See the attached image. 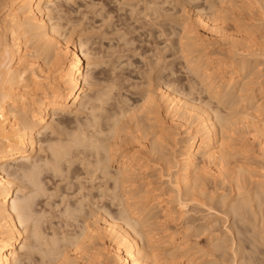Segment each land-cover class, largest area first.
Wrapping results in <instances>:
<instances>
[{"label": "bare ground", "instance_id": "bare-ground-1", "mask_svg": "<svg viewBox=\"0 0 264 264\" xmlns=\"http://www.w3.org/2000/svg\"><path fill=\"white\" fill-rule=\"evenodd\" d=\"M180 1L186 2H178ZM170 2L133 0L116 8L122 12L121 18L130 23L126 34L117 37L119 42V39L123 40L125 47H128L137 40L129 37L130 30L139 31V38L143 37L146 43L157 44L165 51L176 46L171 37L174 35V38L177 33L180 36L175 39L179 38V41H175L179 42L177 49L181 54L176 52L178 50L175 47L174 55L180 54L179 59L185 61L183 66L192 76L189 78L191 80L182 84L178 77L176 79L174 65L167 64V61L163 68L161 66L158 69L160 72H150L155 73L153 76L149 74L152 77L147 72H142L149 77L145 76L147 80L144 76L141 77L143 81H147L142 83L147 90L143 92L144 97L139 107L150 118L163 114L165 116H161L167 117V120L187 123L194 119L198 123L192 133L186 127V136H182L176 143L178 149L173 151V156L178 160L179 168L172 180L175 195L168 198L169 196L159 192L149 191L150 188L146 185L144 188L139 187L145 178L148 180L158 174L170 177V150L167 146L170 137L162 129L157 131L156 127L154 130L149 128L153 124L160 125L161 122L158 120L159 123H155L156 119L153 118L154 123H150V126L148 124L149 127L145 130L142 125L143 128L140 127L139 130L140 121L137 120L138 122L134 121L138 127L136 129L135 125L132 126L135 119L132 108L137 110V106H124L128 98L120 91L121 85L115 82L116 76L114 79L107 77V80L111 78L109 82L102 89L95 90L92 86L98 84V81L91 83L90 75L83 70L84 60L86 57L89 59L91 54L94 55L96 48L89 47L90 55L85 49L86 54L84 47L89 45L90 38L87 37V41L84 37L72 39V33L76 30L73 27L77 24H73L71 15L84 4L87 5L88 1L0 0V14L4 11L0 15V264H26L25 261L31 260L34 253H39L42 257L40 260H47L49 264H80L78 260H83L82 263L85 264L88 260H84V255H88L84 254L83 249L85 246L92 248L88 244L89 241L90 244L94 243V239L109 240L113 244V253L109 257L113 258L114 264H172L174 260L181 261L180 257L185 259L183 264H264V0H206L210 10L218 7V12L224 13V16L229 10L238 14L234 13L239 23L235 28L238 31L235 36L231 33L227 37L228 30L226 33L222 31L224 34L221 32L223 18L222 25L218 22L220 17L216 19L217 22L209 19L214 22L210 28L216 31L217 34L213 33L217 36L219 34L221 43L224 35L231 40L229 43L232 45L228 43V46L233 47L234 50H230V53L234 52L231 56L234 58V54L235 58L232 61L230 57V63L216 60L210 53L204 54L205 49L200 43L201 36L197 34V29L200 25L207 26V23L202 20V15L197 20L191 18L184 5L182 8L178 5L181 10L174 7L179 10V16H176V12L172 15L176 22L174 24L178 26L175 28V25H170L174 27L172 31L167 29L166 24L161 26L164 20L161 24L156 23L161 16L170 17L172 8L165 7ZM211 15L214 19L217 16ZM107 16H110L109 13ZM248 19L250 24L241 23ZM107 20L109 18L104 21ZM147 23H151L153 28H148L151 25L144 27ZM114 31L118 32L116 28ZM258 38L260 42H256ZM119 42L117 43L122 44ZM160 43L164 44L163 49ZM199 46L202 48H197ZM121 47L123 45L119 50L124 48ZM134 48L130 47V51H137ZM196 51L201 53L197 55ZM203 55L206 60L202 59ZM163 57L160 56V59ZM154 61L160 62L158 59ZM114 68L111 70L115 71ZM50 70L56 72L55 77H51ZM177 82L181 85L176 84ZM201 92H205V98ZM197 93H201L199 95L202 97L197 96ZM72 113L73 117H69ZM80 113H86V118H78ZM141 128L143 134L145 131L146 138L152 135V139L140 136ZM48 132L53 136H46ZM203 163L211 164L214 168L211 174L214 180L212 187L207 186L209 180L204 167L202 171ZM80 168L87 175L85 180ZM46 172L70 178L71 183L76 179L79 182L80 177L84 182L86 177L98 181H90L93 184H90L91 187H86L80 181L74 191H78L77 204L65 208L69 215L67 217L71 216L75 220L79 216L84 218L80 226L77 224L80 230L75 234L64 232L59 237L55 232L49 236L43 229L47 211L44 209L43 213L38 212L34 206L36 198L39 196L40 199L47 191L42 176ZM147 180L146 183H150ZM226 184L229 185L227 189L224 188ZM70 187H74L73 184ZM207 187L209 190L214 188L209 191ZM28 188L29 192L20 194ZM92 189L99 191L94 190L95 193L92 194ZM109 197L111 205L118 207L117 215L111 213L108 205L101 200ZM96 198L103 206H94ZM175 202L178 203L179 212L176 207L172 208L171 204ZM191 202L214 211L208 212V218L202 225L194 227L191 221H187L191 225L184 224L186 220L183 222L185 227L189 226L184 229L186 234L191 230L194 237L203 234L208 236L206 248L203 246L205 249L196 250L194 253L197 255L191 252L193 248L188 242L189 237L187 239L183 234L184 236L176 238L177 231H161L158 227L165 223L161 219L164 217L169 219L178 213L180 219H183V210ZM87 205L90 208L88 210L85 208ZM55 206L54 209L57 208ZM219 213L224 215L223 219ZM185 215L186 211L184 218ZM219 220H222L223 225L226 224L224 229L218 226ZM53 223L49 228L55 227ZM65 224L69 226V223ZM54 229L52 232L56 231ZM65 245L73 246L76 254L74 258L63 249ZM105 253L106 255L101 256L109 254ZM93 255H90L92 260L88 256L92 262L96 258ZM105 258L109 260L108 257Z\"/></svg>", "mask_w": 264, "mask_h": 264}, {"label": "rangeland", "instance_id": "rangeland-1", "mask_svg": "<svg viewBox=\"0 0 264 264\" xmlns=\"http://www.w3.org/2000/svg\"><path fill=\"white\" fill-rule=\"evenodd\" d=\"M88 1V4L90 3L91 5L89 6L88 4L86 5V4H84L83 6H81L80 7V9H78V11L76 12V13H73V15H71V17H72V21H73V24H77L75 27H73L74 28V30L75 31H73V37H72V39H74V40H78V39H84L85 38V40L86 39H88L87 37H89L90 38V40H91V42H90V40H89V45L88 46H85L84 47V50L86 49V50H88L89 52H88V54L90 53L91 54V49L89 48V47H92V48H96L95 50V52L93 53L94 55H90V56H88L89 57V59L86 57V60H84V62H83V70H84V72L86 73V72H88V74L90 75L89 77L91 78H89V81L91 82H94V83H96L97 81H98V84L96 83V85L95 86H92V87H94L93 89H98V88H103V86H104V84L105 83H108L109 81V79H111V78H109L108 80L106 79L107 77H113V79L115 78L114 76H116V78L117 79H115V82H118L117 84H119V86L121 87H119L120 88V91H122V94H124L123 96L125 97H127L128 98V100L126 101L127 102V104H126V102H124L125 104H124V106L126 105L127 107H129V108H132V106L133 107H136L137 108V110H138V107H139V105L141 104V102H142V100L141 99H143L142 97H144V90H145V92H146V90H147V87H145L142 83H144L145 84V81L147 80L146 78H149V77H147L146 75H144L142 72H147L146 74L148 75V76H153V74H155L156 72H160L159 70H160V68H161V66H162V68L164 67V65L166 64V62H167V64H173L174 66V70L176 71V79H177V77H178V79H179V82H183L182 84H186V82L188 81V79L189 78H192V76H190L189 75V72H188V69L185 67V66H183V65H185L186 63H185V61L183 60V59H179V56H180V52H179V44H177V43H179L178 41V39L176 38L175 39V37H177L178 35H177V33L175 34L176 36L173 38V36L171 37L172 38V40H174V42H176L175 44H176V49H177V47H178V51H176V50H173V49H166L165 51L164 50H161L160 49V47L156 44H154V43H146V41L144 40V38L143 37H140L139 38V31H132V30H130V33H128V35H129V37L130 38H132L133 40H136L135 42L132 40V42H134V43H132L131 45L132 46H134V47H132L131 45H129L128 47L126 46L125 47V43L123 44V40H121V39H119L121 42H119L118 41V38L117 37H119L121 34H123V35H125L126 34V32H127V30H129V27H130V23H127V22H125L122 18H121V15H122V12H120V10L118 11L116 8H117V6L119 7V8H121V4L122 5H125L124 3H126L127 4V2H128V4L129 3H131V2H133V0H87ZM118 1V2H117ZM135 1V0H134ZM171 2H170V4L169 3H166V6L165 7H169V8H172V9H170V13L169 14H171L170 15V17L169 16H166V17H168V18H170V19H168V18H165V16H164V18H163V16H161V19L159 18L158 20H156V21H159V22H156V23H162L163 22V24H161V26L162 25H164V24H166L165 26L167 27L168 26V28L167 29H170V31H172L173 30V28L174 27H171L172 25L174 26L175 25V28L176 27H178L176 24H174V23H176L175 22V20H173L174 18V16H172L173 15V13L174 12H179V10H181L180 8H182L183 7V5H184V7H186V9L188 10V14L191 16V18H193L194 17V19L195 20H197L198 18H201V15H202V20H204V22L205 23H207V26H206V24H204V26L203 27H206V28H203V27H201L202 25H200L199 27L200 28H198V25H197V34L198 35H200V36H198V38L200 37L201 38V44H203V46L202 45H200V46H202L204 49H205V51H204V54H212L211 56H213V58H215L216 60H222V61H224V60H226V62H228L229 61V63L230 62H232L233 61V59L235 58V53L234 52H231V53H234L233 54V57L234 58H232V54L230 53V50H234V49H232L233 47L232 46H228V43L229 42H231V40H228V38H226V36L224 35V40L222 41V43H221V39L218 37L219 36V34H218V36L216 35L217 33H216V31H214V30H212L213 28L211 27L210 28V25L211 26H213L214 25V22H217L216 21V19L218 20L219 19V17H220V19L218 20V22H219V24H221V22L223 21V22H225V23H223L222 22V24H224L223 26H221L220 28L222 29L221 30V32L223 31H225L224 33H226L227 32V30H228V36L227 37H229L230 36V34L232 33L233 34V36H235V35H237V33H238V31L235 29V28H237V25L239 24L238 23V21H236L237 19L235 18V17H237V16H235V14L236 15H238L235 11H234V13H231V12H233L232 10H229L230 11V14H228L229 13V11L228 12H226L225 13V16H224V13H219L220 11V9L217 7V8H212V10H210V9H208L209 7H208V5H207V2H206V0H197L198 1V3H197V1L196 2H193V1H195V0H190L189 2H188V0H186V2H188L189 4H191V5H189L188 3H186L185 1L182 3L181 1L180 2H178L179 0H176V3H175V0H170ZM92 2H94L95 4V6L93 5V3ZM193 2V3H192ZM175 3V4H174ZM180 3H182V4H180ZM185 3V4H184ZM170 5V6H169ZM172 5V6H171ZM178 5H181V7L180 6H178ZM194 5V6H193ZM207 5V6H206ZM86 6H89V8H87ZM193 6V7H192ZM200 6V7H199ZM106 9H105V8ZM174 7H176V9L177 8H179V10H175V8ZM191 7V8H190ZM82 8V9H81ZM102 8H104V9H102ZM196 8H199V9H196V10H200V8H201V10L200 11H196L195 9ZM101 9V10H100ZM191 9H192V11H191ZM214 9V10H213ZM219 9V10H218ZM103 10V11H102ZM108 10V11H107ZM172 10V11H171ZM174 10V11H173ZM217 10V11H216ZM101 11L103 12V14H102V18L103 19H101V17H100V15H101ZM105 11H106V13H105ZM191 11V12H190ZM212 11H213V13H215V14H213L212 13ZM219 11V12H218ZM2 13L0 14V15H2L3 13H4V11L2 10L1 11ZM98 12V13H97ZM211 12V13H210ZM109 13V15L110 16H107V14ZM111 13V14H110ZM176 13H174V15L176 14ZM193 13V14H192ZM196 13V14H195ZM219 13V14H218ZM121 14V15H120ZM168 14V13H167ZM180 14V13H179ZM192 14V15H191ZM210 14H212L211 16H218V18H217V16L215 17V19L213 18V17H210ZM227 14V15H226ZM104 15H106V16H104ZM221 15H223V16H221ZM112 16H113V18H112ZM171 16H172V18H171ZM176 16H179L178 15V13H177V15ZM175 16V17H176ZM226 16H228L229 18L227 19V17ZM105 17V18H104ZM224 17H225V19H224ZM242 17H244V15L242 16ZM109 18V20H107V21H104L105 19H108ZM221 18H223V20L221 19ZM119 19H120V21H119ZM167 19H168V21H170L169 22V25H168V21H167ZM209 19H213V20H215L214 22H212V20H209ZM104 21V22H101V21ZM112 20V21H111ZM162 20H164V21H162ZM167 22H166V21ZM173 20V21H172ZM110 21H111V25L109 26V24H110ZM123 21H124V23H123ZM162 21V22H161ZM208 21V22H207ZM244 21V20H243ZM241 21V23L244 25V24H246V22L247 23H251V21L248 19V20H246V21ZM80 22V23H79ZM114 22V23H113ZM119 22V23H118ZM230 24V26H229V24ZM240 23V24H241ZM112 24H115L116 25V27H115V25H113L112 26ZM159 24V25H160ZM196 24H198V23H196ZM208 24H209V26H208ZM213 24V25H212ZM221 24V25H222ZM227 24V25H226ZM236 25V27H233V26H235ZM241 24V25H242ZM108 25V26H107ZM144 25H146V24H144ZM143 25V26H144ZM149 25H151V23H147V25L146 26H144V27H148ZM171 25V26H170ZM78 26V27H77ZM129 26V27H128ZM220 26V25H219ZM225 26V27H224ZM227 26V27H226ZM90 27L91 28H93V29H90ZM112 27V28H111ZM113 27H115L117 30H118V32L117 31H114V29L115 28H113ZM127 27V28H126ZM153 28L152 27V25L151 26H149L148 28ZM164 27V26H163ZM229 27V28H228ZM88 28V29H87ZM120 30H119V29ZM87 29V30H86ZM110 29V30H109ZM113 29V31L111 32V30ZM122 29V30H121ZM209 29V30H208ZM225 29V30H224ZM229 29H230V31H229ZM90 30V31H89ZM237 32H236V31ZM126 31V32H125ZM131 31H132V33H131ZM234 31V32H233ZM70 32V31H69ZM119 32H120V34H119ZM122 32V33H121ZM125 32V33H124ZM213 32H215V33H213ZM222 32V33H223ZM137 33V34H136ZM223 33V34H224ZM236 33V34H235ZM118 34V35H117ZM231 34V35H232ZM235 34V35H234ZM256 34V33H255ZM81 35H83V36H81ZM117 35V36H116ZM257 36L259 35V34H256ZM180 36V35H179ZM178 36V37H179ZM82 37H84V38H82ZM136 37V38H135ZM138 37V38H137ZM92 38H93V40H92ZM116 39V40H115ZM140 39V40H139ZM145 41H143V40ZM148 39V38H147ZM220 39V40H219ZM226 39L228 40L227 41V43L225 42L226 41ZM230 39H231V37H230ZM175 40H178V41H175ZM257 40H259V38L258 39H256V42H257ZM82 41H84V40H82ZM87 41V40H86ZM93 41V42H92ZM142 41H143V43H142ZM117 42H119V43H122V44H118ZM205 44H204V43ZM224 42V43H223ZM258 42H260V40L258 41ZM91 43V44H90ZM118 45H120V46H122L123 45V47H121V49L122 50H119L120 49V46H118ZM140 43V44H139ZM97 44V45H96ZM104 44V45H103ZM112 44L113 45H115L116 47L118 46V48H116V47H114V48H112L113 46H112ZM134 44V45H133ZM152 44H153V46H152ZM230 44V43H229ZM93 45V46H92ZM108 45V46H107ZM140 45V46H139ZM159 45H161V48L163 49V47H164V44H159ZM162 45H163V47H162ZM205 45V46H204ZM230 45H232V44H230ZM197 47V48H202V47ZM109 47H111V48H109ZM130 47L131 48H134V49H137V51L136 50H134L133 51V49H131V51H130ZM139 47V48H138ZM152 47V48H151ZM158 48V49H155V48ZM231 47V48H230ZM88 48V49H87ZM116 48V49H115ZM127 48V49H126ZM129 48V49H128ZM197 48H195V49H197ZM230 48V49H229ZM101 49V50H100ZM110 49V50H109ZM139 49V50H138ZM86 50H85V53H86ZM124 50V51H123ZM128 50V51H127ZM157 50V51H156ZM228 50V51H227ZM117 51V52H116ZM123 51V52H122ZM136 51V52H135ZM146 51H147V53H146ZM155 51V52H154ZM170 51V52H169ZM175 51L176 52H178V53H180L178 56H176V55H174V53H175ZM135 52V53H134ZM149 52V53H148ZM152 52H153V54H152ZM170 54H169V53ZM197 53H195V54H197V55H199L201 52L199 51H196ZM229 52V53H228ZM96 53V54H95ZM159 53V54H158ZM87 54V53H86ZM145 54V55H144ZM162 54V55H161ZM113 55V56H112ZM139 55H141V56H139ZM153 55H155V56H153ZM157 55V56H156ZM163 55H164V57H166V58H164L163 57ZM123 56V57H122ZM128 58H127V57ZM160 56L161 57H163L164 59H166V60H164L163 58L162 59H160ZM169 56V57H168ZM204 57H205V55H203ZM202 56V59L203 60H206V57L204 58ZM143 59H142V58ZM154 57H156V58H154ZM174 57V58H173ZM176 57V58H175ZM181 57V56H180ZM232 58V61H231V58ZM140 58H141V62H140ZM146 58V59H145ZM170 58V59H169ZM151 59V60H150ZM159 60L160 62H158V61H154V60ZM143 60L145 61V63H143ZM162 60V61H161ZM40 61V60H39ZM118 61V62H117ZM146 61H148V62H146ZM150 61V62H149ZM165 61V62H164ZM152 62V63H151ZM115 63V64H114ZM125 63V64H124ZM129 63H130V65H129ZM132 63H134L133 65H131ZM147 63H149V64H147ZM157 63V64H156ZM162 63V64H161ZM165 63V64H164ZM182 63V64H181ZM184 63V64H183ZM216 63V62H215ZM143 64H145V65H143ZM150 64H152V65H150ZM90 65V66H89ZM114 65H115V68H114ZM123 65V66H122ZM157 65V66H156ZM112 66V67H111ZM117 66V67H116ZM143 67V68H142ZM154 67V68H153ZM88 68V69H87ZM111 68H114L115 69V71L112 69L111 70ZM148 68V69H147ZM153 68V69H152ZM184 68V69H183ZM185 68H186V70H185ZM53 69H54V67H53ZM52 69V70H53ZM137 69V70H136ZM159 69V70H158ZM183 69V70H182ZM230 68H226V70H229ZM89 70V71H88ZM149 70H151V71H149ZM152 70H153V72H155V73H150V72H152ZM51 71V70H50ZM54 71V70H53ZM53 71H51L50 73H52V75H51V77H55V73H53ZM109 71H111V72H109ZM114 71V72H113ZM134 71V72H133ZM161 71H163L162 69H161ZM91 73V74H90ZM117 75H116V74ZM143 75H142V74ZM188 73V74H187ZM113 74V75H112ZM149 74H151V75H149ZM144 76V77H143ZM145 76H146V78H145ZM151 76V77H152ZM127 77V78H126ZM141 77H143V78H145L144 79V81H143V78H141ZM187 78V79H186ZM123 79H124V81H123ZM127 79V80H126ZM132 79V80H131ZM194 79V78H193ZM95 80H96V82H95ZM103 80V81H102ZM105 80V81H104ZM189 80H191V79H189ZM119 81H121V83H119ZM126 81V82H125ZM137 81V82H136ZM186 81V82H185ZM91 82V83H92ZM103 82V83H102ZM136 82V83H135ZM147 82V81H146ZM179 82H177L176 84H180L181 85V83H179ZM101 83V84H100ZM111 83V82H110ZM109 83V84H110ZM123 83V84H122ZM141 83V84H140ZM100 84V85H99ZM132 84V85H131ZM137 84V85H136ZM106 85V84H105ZM136 85V86H135ZM142 87H141V86ZM133 86V87H132ZM128 87V88H127ZM139 87V88H138ZM137 88V89H136ZM121 89H123V90H126V91H123V90H121ZM119 90V89H118ZM140 93V94H139ZM202 93V92H201ZM201 93H197L196 95L197 96H201V95H199V94H201ZM203 95L202 96H204V98L206 97V94H205V92H203L202 93ZM143 95V96H142ZM196 96V97H197ZM201 96V97H202ZM141 101V102H140ZM131 106V107H130ZM141 106V105H140ZM126 107V108H127ZM142 107H139V110L137 111V110H135L134 108H132L133 110H135V111H133L132 110V112L134 113V118L135 119H133V121H132V126L133 125H135L136 123L135 122H138V121H140L139 123L141 124H138L139 125V130H140V127H142V125L144 126V128H143V130H145V129H147L146 127H149L152 123H154L155 121V123H159L158 122V120L161 122V124L163 123L162 121H164V123H163V127H162V125L160 124H156V126L153 124L152 125V127H149L150 128V130H154V128L156 127V129L155 130H157V129H162L161 131L163 132V131H165L164 133H167L169 136H168V138L170 137V139H168V140H170L169 141V145H167L169 148H168V150H170L169 152H170V177H168V176H160L159 174L157 175V176H152V178H150V179H148L149 181H150V183H146V178L144 179V181H142L143 182V184L141 183V185L139 186V187H141V188H144V186L146 185V186H148V188H150V190L149 191H152V192H159L160 194H164V195H166V196H169L168 198H171L172 197V194H174L175 195V193L173 192V190H172V187H173V184H172V180L174 179V174H176V172L178 171V168H179V164H178V160L175 158V156H173V151L174 150H176V149H178V146L176 145V143L178 142V140H180L181 138H182V136H186V134L184 133V129L186 128V127H189L190 128V131H191V133L193 132V131H195V128L197 127L196 125L198 124L197 122H196V120H189V121H187V123L186 122H181V120H179L178 122L176 121H172L171 119L170 120H167L168 118L167 117H162L161 115H163V114H159L158 115V117H154V116H152L151 118L146 114V111L145 110H142L141 109ZM137 111V112H136ZM145 111V112H144ZM135 113H136V115H135ZM163 113V112H162ZM85 114V115H84ZM140 114V115H139ZM73 115H74V113H72V114H70V116L69 117H73ZM84 116H85V118H86V113H80L79 114V117L78 118H83V119H85L84 118ZM148 117V119H147V117ZM163 116H165V115H163ZM153 118H155V119H153ZM161 118V119H160ZM167 118V119H166ZM71 119V118H70ZM82 119V120H83ZM147 121H146V120ZM150 119H151V121H150ZM138 120V121H137ZM144 120V121H143ZM155 120V121H154ZM67 121H69V120H67ZM135 121V122H134ZM152 121H154V122H152ZM166 122V123H165ZM169 122V123H168ZM188 122H190V123H188ZM151 123V124H150ZM147 124V125H146ZM148 124H149V126H148ZM182 124H184V126H181ZM136 126V125H135ZM134 126V127H135ZM158 126V127H157ZM133 127V128H134ZM136 129H138V127L136 126L135 127ZM134 128V129H135ZM142 128H141V131H139L141 134H140V136L142 135V136H145L144 134H145V131H144V134H143V132H142ZM170 129V130H169ZM149 130V129H148ZM160 130H157V131H160ZM168 130V131H167ZM170 131V132H169ZM170 133V134H169ZM50 132H48L47 133V135L46 136H50L51 137V135L53 136V134H51ZM138 135H139V133H138ZM151 135V134H150ZM150 139H152L151 137H153L152 135H151V137L150 136H148ZM148 137L146 138V136L144 137V138H146L147 140H148ZM145 139V140H146ZM149 139V140H150ZM145 141L143 140L142 141V143H144ZM166 142H167V140H166ZM168 144V143H167ZM151 164H154L153 162H151ZM202 165H204V166H202V171H204L203 170V167H204V169L207 171V175H206V177H207V180H211L210 182L209 181H207L208 182V184H207V186H210V187H212V186H214L213 185V178H212V176H211V174L213 173V170L212 169H214L213 168V166L210 164V165H208L207 163H206V165L203 163ZM207 166V167H206ZM206 167V168H205ZM84 172V170H82V168H80V172ZM205 171V172H206ZM82 172V173H83ZM43 177H44V184H45V188H47V191L45 190V194L43 195V197H42V195H41V197H40V199H39V196H38V198H36V202H35V206H34V208L38 211V212H42L43 213V211H44V209H45V212H46V215L45 216H49L48 218L46 217L45 219H46V221L44 222V225H45V227H43V229L45 230V233H46V231H47V233L46 234H48L49 236H52L55 232L57 233L56 235L57 236H59V237H62L63 236V234H64V232L65 233H72V234H75V232H77V231H79L80 230V227L78 228L77 226V224H79V226H80V222L82 223V220L84 219H81L83 216H79V217H77V219L78 220H75L74 218H72L71 216H70V218L69 217H67V216H69V215H67V212H66V210H65V208H67L68 206H74V205H76L77 203H75L76 202V199H77V197H79V196H76L77 194V192H75L74 193V191L76 190V188H77V185H78V183L80 182V181H83V180H85L84 178H85V176H87L86 174H84L83 173V175H81L82 177H83V180L81 179L82 177H80L79 179V182H78V180L76 179V178H74V179H76V180H73V183H71L70 181L72 180H70V178H68V179H66L64 176H54L51 172H46V173H44V175H42ZM55 177V178H54ZM173 177V178H172ZM210 177V178H209ZM209 178V179H208ZM47 179V180H46ZM65 179V180H64ZM63 180V181H62ZM147 180V181H148ZM50 181H51V183H50ZM60 181V182H59ZM87 181V182H86ZM86 184H85V182L83 181V183H84V185L86 186V187H91L93 184H92V182H90V181H93V180H89V178H87L86 177ZM90 183H89V182ZM93 182H95V183H97L98 181L96 180V181H93ZM212 182V183H211ZM68 183H71V184H73V186L74 187H70V185L68 184ZM152 183V184H151ZM76 184V185H75ZM90 184H91V186H90ZM59 185V186H58ZM212 185V186H211ZM227 186H224V188H226V187H228L229 185L228 184H226ZM66 186V187H65ZM143 186V187H142ZM56 187H57V189H56ZM59 187V188H58ZM70 188V189H69ZM208 188V190H209V187H207ZM214 188V187H213ZM213 188H210V190L209 191H211V189L213 190ZM229 188V187H228ZM72 189V190H71ZM147 189V188H146ZM227 189V188H226ZM226 189H224L226 192H227V190ZM94 190H96V189H92V194L93 193H95V191ZM229 190V189H228ZM24 192H20V194L21 193H27V192H29L30 191V189L28 188L27 190L26 189H24L23 190ZM96 191H99V190H96ZM85 192V191H84ZM111 192V191H110ZM110 192H109V194H110ZM25 193V194H26ZM86 193V192H85ZM96 193H98L99 194V192H96ZM113 193V192H112ZM49 194V195H48ZM60 194V195H59ZM66 196L65 197V199H63L64 198V196ZM22 195V194H21ZM47 195V196H46ZM71 195V196H70ZM45 196V197H44ZM49 196V197H48ZM51 196V197H50ZM59 196V197H58ZM63 196V197H62ZM76 197V198H75ZM98 198V197H97ZM97 198L95 199L96 200V205H94L95 207L98 205L99 207H101V205H102V202L103 203H105V204H107L108 205V210L110 209L111 210V213L113 212L114 213V215H117L118 214V207L115 205V204H112L111 205V198L109 199V198H103V199H101L102 200V202H101V204H98V203H100L98 200H97ZM88 199V198H87ZM106 199V200H105ZM62 200L64 201V202H62ZM94 200V201H95ZM104 200V201H103ZM45 201V202H44ZM98 201V202H97ZM108 201V202H107ZM66 202V203H65ZM113 202H115V200H113ZM75 203V204H74ZM86 203H88V202H85V204ZM46 204V205H45ZM53 206H52V205ZM62 204V205H61ZM70 204V205H69ZM72 204V205H71ZM74 204V205H73ZM39 206V207H37V206ZM56 205V206H55ZM59 205V206H58ZM67 205V206H66ZM79 205V204H78ZM172 205V208H174L175 209V207H176V209L178 210V209H180L179 208V206H178V203L176 204V202L175 203H172L171 204ZM54 206H55V208L56 209H54ZM88 206V205H87ZM103 206V205H102ZM60 207V208H59ZM93 207V206H92ZM59 208V209H58ZM87 210L88 209H90L89 208V206L88 207H85ZM94 208V207H93ZM97 208V207H96ZM63 209V210H62ZM68 209V208H67ZM188 209V210H187ZM43 210V211H42ZM104 210H107V209H104ZM177 210H175V211H177ZM199 210V211H198ZM60 211H62V212H60ZM184 212H183V216L181 217V218H183V219H180V216L178 215V213L174 216V217H172V216H170L171 218H173V219H171V218H169V216H167V218H169V219H166L164 216H161V217H164V218H161V219H163V221L165 220V223H163L161 226H158L159 228H160V230L161 231H163V230H168L169 232L171 231L172 233L173 232H176V238H179V237H182V235L184 234L185 236H187V237H185V238H187L188 239V237H189V239L188 240H190V241H188V242H190L189 244L191 245L190 247L191 248H193V250L191 251L192 253H196L197 251L196 250H200L201 248V250H203V249H205L206 248V246H205V244L207 243V235L205 234H203V235H201V236H196V237H194L193 235H192V231L190 230V232H187L188 234H186L185 232V230L184 229H186L187 228V226L185 227V225L184 224H188L187 223V221H191V224H192V226H193V224H194V227H195V225H200L201 223L203 224V221H204V223L206 222L205 220H207V215H208V212L209 213H213L214 211H209V210H207L206 208H202V206H198L197 204H194V203H189V205L183 210ZM185 211H186V215H185V218H184V213H185ZM188 211V212H187ZM44 212V213H45ZM63 212H64V214H63ZM66 212V213H65ZM110 212V211H109ZM177 212H179V210L177 211ZM60 213L62 214V215H60ZM116 213V214H115ZM48 214V215H47ZM66 214V215H65ZM53 215H54V217H53ZM57 215H58V217H57ZM160 215V214H159ZM178 215V216H177ZM60 216V217H59ZM67 218H66V217ZM219 216L220 217H222V219H223V217H224V215H221L220 213H219ZM52 217V218H51ZM176 217V219H174ZM177 217H179V219L177 218ZM207 217V218H206ZM72 218V219H71ZM187 218H188V220H187ZM49 219H51V220H49ZM58 219V220H57ZM71 219V220H70ZM73 219H74V222H72L73 221ZM50 221V222H48V221ZM167 220V221H166ZM184 220H186L185 222L186 223H184L183 224V222H184ZM66 221V222H65ZM79 221V222H78ZM162 221V222H163ZM193 221V222H192ZM51 222L53 223V226H55V227H53V229L55 228L56 229V231H54V232H52L53 231V229H51V228H49L50 227V225L52 226V224H51ZM56 222H59L58 224H56ZM69 223V226H66V224L65 223ZM50 223V224H49ZM88 223H90V221L88 222ZM47 224H49V225H47ZM55 224V225H54ZM190 224V223H189ZM190 224V225H191ZM201 224V225H202ZM218 226L219 227H221L222 229H224V227H225V225H223V222H222V220H219L218 221ZM43 225V226H44ZM60 225V226H59ZM64 225H65V228H64ZM72 225V226H71ZM63 226V227H62ZM67 227V228H66ZM76 227V228H75ZM162 227V228H161ZM189 227V226H188ZM218 227V228H219ZM59 228H61V229H59ZM159 228H157L156 229V232H158L159 231ZM220 228V229H221ZM54 229V230H55ZM169 229H172V230H169ZM49 230V231H48ZM160 231V232H161ZM189 231V230H188ZM59 232V233H58ZM183 232V233H182ZM182 233V234H181ZM190 233V234H189ZM60 234V235H59ZM72 234H70V235H72ZM183 235V236H184ZM95 240V239H94ZM92 241V242H94V243H92V244H90L91 243V241H89V242H87V243H89L88 245H90L89 247H92V248H88V247H86L85 246V248L83 249V252H84V254L86 253V255H88L89 257H91L93 254V257H96V258H93V260H94V262H92L91 260H92V257H91V260H90V258H88V256L86 257L85 255H84V257H85V259L84 260H90L89 262H90V264L92 263H94V264H98V260H103L102 261V263H101V260L99 261V264L101 263V264H114L115 262H114V260H113V258L112 257H109V256H111L112 255V251H113V244L109 241V240H102V241H100V239H97V240H95V241ZM99 241V242H98ZM64 243V242H63ZM102 243V244H101ZM87 245V246H88ZM69 247V248H67V247ZM95 246V247H94ZM205 248H204V247ZM71 247V248H70ZM94 247V248H93ZM66 249V251L68 252V254L72 257V258H74V256L76 255L74 252H75V250L73 251V246H71V245H65V247L63 246V249ZM88 248V249H87ZM96 248V249H95ZM99 248V249H98ZM102 248V249H101ZM107 248V249H106ZM71 249V250H70ZM103 249H105V250H103ZM99 250H101V251H99ZM85 251H87V252H85ZM71 252V253H70ZM88 252L90 253V254H88ZM93 252V253H92ZM103 252V253H102ZM105 252H107V256H105V257H108V259L109 260H107V258H105L104 256H101V255H106V253ZM194 253V255H197V254H195ZM35 254V255H34ZM33 254V256H32V258H31V260H29V261H25V263L26 264H49V262L47 263V260H43V261H41L42 260V257H41V255H38V254H36V253H34ZM97 254V255H96ZM100 254V255H99ZM91 255V256H90ZM99 255V256H98ZM198 255H200V254H198ZM40 257V258H39ZM98 257H99V259H98ZM112 258V259H111ZM41 259V260H40ZM96 259H98V260H96ZM180 259H181V261H178L177 259V261H175L174 260V262H175V264H183V261L185 260L183 257H180ZM32 260H33V262H32ZM96 260V261H95ZM106 260V261H105ZM31 261V262H30ZM46 261V262H45ZM88 261H85V264H87V263H89ZM27 262H29V263H27ZM40 262V263H39ZM43 262V263H42ZM78 262L81 264L82 262H83V260H78ZM173 262V263H174ZM179 262V263H178ZM84 263V262H83ZM82 263V264H83ZM172 263V264H173Z\"/></svg>", "mask_w": 264, "mask_h": 264}]
</instances>
